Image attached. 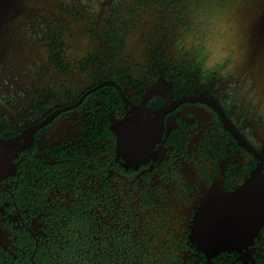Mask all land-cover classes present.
Returning a JSON list of instances; mask_svg holds the SVG:
<instances>
[{
	"label": "flooded vegetation",
	"instance_id": "obj_1",
	"mask_svg": "<svg viewBox=\"0 0 264 264\" xmlns=\"http://www.w3.org/2000/svg\"><path fill=\"white\" fill-rule=\"evenodd\" d=\"M9 25L0 140H25L0 264H264V86L242 55L264 0H35Z\"/></svg>",
	"mask_w": 264,
	"mask_h": 264
},
{
	"label": "water",
	"instance_id": "obj_2",
	"mask_svg": "<svg viewBox=\"0 0 264 264\" xmlns=\"http://www.w3.org/2000/svg\"><path fill=\"white\" fill-rule=\"evenodd\" d=\"M35 0H0V31L5 29L6 33L10 27L9 21L23 12H30L33 10ZM253 28H255L253 26ZM244 60H250V69L259 76L264 86V46L262 48L242 53ZM24 138L21 136L11 137L0 140V177L4 174V166L10 163L12 152L24 146ZM9 152V153H8ZM9 159V161H8ZM232 229L226 228L224 236H231ZM222 234V233H221Z\"/></svg>",
	"mask_w": 264,
	"mask_h": 264
},
{
	"label": "rangeland",
	"instance_id": "obj_3",
	"mask_svg": "<svg viewBox=\"0 0 264 264\" xmlns=\"http://www.w3.org/2000/svg\"><path fill=\"white\" fill-rule=\"evenodd\" d=\"M23 101H24V100H23ZM24 102H26V100H25Z\"/></svg>",
	"mask_w": 264,
	"mask_h": 264
}]
</instances>
